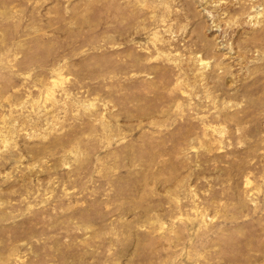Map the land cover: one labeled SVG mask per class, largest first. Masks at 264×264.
I'll return each mask as SVG.
<instances>
[{"label": "rangeland", "instance_id": "1", "mask_svg": "<svg viewBox=\"0 0 264 264\" xmlns=\"http://www.w3.org/2000/svg\"><path fill=\"white\" fill-rule=\"evenodd\" d=\"M0 264H264V0H0Z\"/></svg>", "mask_w": 264, "mask_h": 264}]
</instances>
